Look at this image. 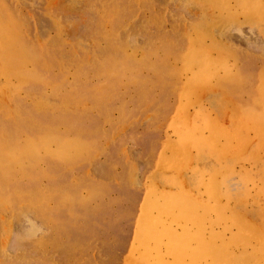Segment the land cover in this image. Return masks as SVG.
I'll return each mask as SVG.
<instances>
[{"label":"rangeland","instance_id":"obj_1","mask_svg":"<svg viewBox=\"0 0 264 264\" xmlns=\"http://www.w3.org/2000/svg\"><path fill=\"white\" fill-rule=\"evenodd\" d=\"M0 264H264V0H0Z\"/></svg>","mask_w":264,"mask_h":264},{"label":"bare ground","instance_id":"obj_2","mask_svg":"<svg viewBox=\"0 0 264 264\" xmlns=\"http://www.w3.org/2000/svg\"><path fill=\"white\" fill-rule=\"evenodd\" d=\"M65 143V142H64ZM67 144H69V143H67ZM77 144V143H76ZM61 145H62V143H61ZM61 147V146H60ZM62 148V147H61ZM71 149V148H70ZM75 149H76V147H75ZM71 151V150H70ZM9 153V152H8Z\"/></svg>","mask_w":264,"mask_h":264}]
</instances>
